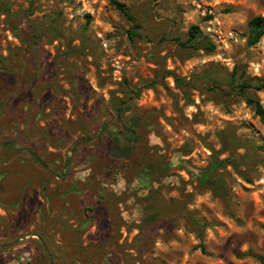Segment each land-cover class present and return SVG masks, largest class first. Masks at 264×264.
<instances>
[{
	"label": "rangeland",
	"instance_id": "374dc122",
	"mask_svg": "<svg viewBox=\"0 0 264 264\" xmlns=\"http://www.w3.org/2000/svg\"><path fill=\"white\" fill-rule=\"evenodd\" d=\"M257 15L264 0H0V264H264L245 100L264 90L238 86L264 78Z\"/></svg>",
	"mask_w": 264,
	"mask_h": 264
},
{
	"label": "trees",
	"instance_id": "16d2710c",
	"mask_svg": "<svg viewBox=\"0 0 264 264\" xmlns=\"http://www.w3.org/2000/svg\"><path fill=\"white\" fill-rule=\"evenodd\" d=\"M115 3L118 5V7L126 11V8L124 5L118 1H115ZM248 43L249 44H256L260 41L261 37L264 35V16L257 15L254 16L248 23ZM133 36L135 32H130ZM190 36L192 38H196L201 33L200 28L198 25H193L190 28ZM175 81L180 85L181 87H184V84L181 82L180 78L178 76H175ZM238 86L245 90V88L248 87H255L257 89H263L264 90V78L259 81V83L254 84L248 79H243L238 82ZM185 90V89H184ZM133 92L136 96H139V91L137 89H133ZM245 100L248 103V105L251 106V108L254 110L255 114L260 117L261 121L264 124V105L261 103V101L257 98L251 97V96H245ZM129 109L128 106L119 105L116 108L117 115L120 119H123L124 114ZM140 118L138 116H132L129 120V122H124L123 127L119 131H111V136L115 142L114 146L111 148V155L114 157H120V158H128L131 156L132 150L139 141V135H138V126L140 125ZM105 129V128H104ZM125 141L124 144L121 143V141ZM37 158V157H36ZM215 167L216 165L213 164Z\"/></svg>",
	"mask_w": 264,
	"mask_h": 264
}]
</instances>
